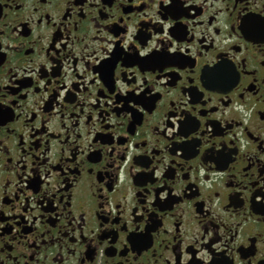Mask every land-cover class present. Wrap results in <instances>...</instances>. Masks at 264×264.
<instances>
[{"label": "flooded vegetation", "instance_id": "1", "mask_svg": "<svg viewBox=\"0 0 264 264\" xmlns=\"http://www.w3.org/2000/svg\"><path fill=\"white\" fill-rule=\"evenodd\" d=\"M0 112V264H264V0H0Z\"/></svg>", "mask_w": 264, "mask_h": 264}, {"label": "snow or ice", "instance_id": "2", "mask_svg": "<svg viewBox=\"0 0 264 264\" xmlns=\"http://www.w3.org/2000/svg\"><path fill=\"white\" fill-rule=\"evenodd\" d=\"M162 2H163V0H162ZM167 2H168L170 7H178L180 2H181V0H167ZM165 48L167 50L168 45H165ZM2 119H3V113L0 112V120H2Z\"/></svg>", "mask_w": 264, "mask_h": 264}]
</instances>
